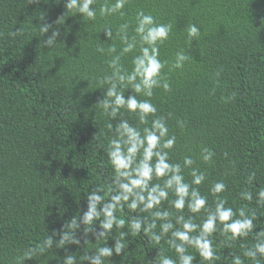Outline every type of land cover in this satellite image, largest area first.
I'll list each match as a JSON object with an SVG mask.
<instances>
[{
	"label": "trees",
	"instance_id": "16d2710c",
	"mask_svg": "<svg viewBox=\"0 0 264 264\" xmlns=\"http://www.w3.org/2000/svg\"><path fill=\"white\" fill-rule=\"evenodd\" d=\"M114 3L96 0V18L89 20L75 10L67 12L65 0H0V264H62L66 255H76L77 264H82L84 256L100 246H113L121 231L126 237L124 253L104 258V264H159V250L177 259L167 243L170 233L157 243L151 233L131 232L134 213L127 207L116 213L125 227H114L106 244L97 239L99 221L91 231L84 225L67 229L87 210V193L96 188L107 193L114 176L107 157L114 133L107 125L121 119L138 124V117L124 109L113 120L96 102L108 87L101 81L112 74L113 57L120 55L123 68L132 70L139 37L137 48L121 55L120 27L127 24V35L135 36L141 11L157 24L172 26L168 39L158 45L159 59L167 61L162 75L170 90L154 88L151 98L137 94V99L151 100L157 107L155 116L163 117L169 135L176 137L170 161L183 165L185 156L192 157V167L206 175L198 187L208 206L215 207L212 184L222 181L226 189L219 195L227 200L226 207L247 208L257 216L254 231L264 228V206L256 203V193L264 189V0H127L120 12L100 15L102 5ZM43 23L52 25L45 36L38 30ZM190 24L200 29L191 42ZM105 28L112 30L111 40ZM53 29L60 35L48 48L43 40ZM12 31L14 37L9 35ZM110 47L115 52H109ZM181 51L189 59L182 68H173ZM120 90L126 98L133 94L131 89ZM154 118L139 127L150 126ZM203 148L215 153L210 162L202 160ZM183 174L191 182L190 169ZM157 182L162 180H153ZM244 191L253 194L252 201L241 198ZM174 198L169 193V201ZM165 209L174 214L173 223L175 215H193L187 207L177 212L168 201L161 205ZM135 214L151 218L139 209ZM204 218L201 211L194 222ZM160 223L154 231H160ZM61 230L71 231L80 243L61 245ZM48 235H53V247L24 261V252ZM211 239L219 259L203 261L188 247V253L197 256L193 264H231L233 255L254 264L243 255L255 243L254 233L230 246L219 230Z\"/></svg>",
	"mask_w": 264,
	"mask_h": 264
},
{
	"label": "clouds",
	"instance_id": "9594fccd",
	"mask_svg": "<svg viewBox=\"0 0 264 264\" xmlns=\"http://www.w3.org/2000/svg\"><path fill=\"white\" fill-rule=\"evenodd\" d=\"M95 3L96 0H65L64 6L67 12L75 10V13L80 14L83 19L94 20L96 18V9L93 7ZM126 3L127 0H115L111 6L102 5L100 15L120 12ZM121 15H123L122 12ZM62 18H59L56 23L59 24ZM51 27L52 25L48 23L41 24L38 29L41 36H45ZM171 27L170 24H157L152 15L142 11L137 13L135 36L129 38L128 25H121L120 39L124 44L121 55L131 53L137 48V36L139 37V54L133 57V67L130 72L120 64V55L113 57L109 62L113 72L101 81L108 87L103 93V98L98 100L96 105L113 120L121 109L133 113L138 117V124L133 126L128 120L121 119L115 124L107 125V128L114 133L107 146V157L114 176L109 183L107 193L102 194L101 188L87 193V210H82V215L78 219L74 217L67 225V229L75 230L84 225L87 231H91L95 223L99 221L101 230L97 234V239L104 240L106 244L114 227L118 229L125 227V220L118 218L116 213L127 207L134 213L128 225L133 234L151 233V239L157 243L169 233L171 234L167 243L175 250L177 259L174 260L159 250V264H193L197 256L189 254L188 247L194 248L203 261L218 260L219 257L216 255L211 239L217 230L224 236L229 246L230 242L254 233L255 243L246 248L243 255L250 258L254 264H260L261 259L264 258V228H261L259 232L254 231L257 228L254 223L257 220L256 214L247 208L234 211L232 207H226L227 200L219 195L226 189L222 181L212 184L210 193L215 198V207L208 206L207 196L202 195L198 187L204 183L205 173L192 167L195 161L190 156L183 158V165L170 161L169 151L176 144L175 135H169L168 125L163 117L155 116L157 107L150 99H137V94L151 98L154 88L163 87L165 91L170 90L169 83L162 75V69L167 61L159 59L158 45L168 39ZM187 32L191 42L199 35L200 29L195 24H190ZM9 35L14 37L16 32L12 31ZM59 35V31L53 29L51 35L43 40V45L48 48L54 47ZM104 35L106 39L111 40L112 30L105 28ZM99 51L102 52L104 49L100 48ZM108 51L115 52V48L110 47ZM188 59L189 55L184 51L178 52L172 67L182 68ZM122 88L131 89L133 94L126 98L124 92L120 90ZM150 116L155 117L151 120L150 126L141 129L139 125H149ZM180 123L183 126L182 122ZM214 154L212 150L203 148L201 158L207 163L212 160ZM185 168L190 169L191 182L185 180L183 174ZM254 177L253 173L249 179L252 180ZM154 179L162 180V183H153ZM169 193L175 197L170 201ZM105 195L109 196L108 200H105ZM240 195L243 200H253V194L249 191L241 192ZM165 201H168L177 212L183 213L187 207L193 215L188 217L183 214L175 215V223H173L174 214L166 209L161 210V205ZM256 203L264 206V189L256 193ZM137 209L140 212H148L151 218L135 214ZM201 211L205 213V218L198 224L194 220ZM157 221L161 222L159 232L154 231L157 228ZM60 237L59 243L63 246L66 243L77 245L80 243L69 230H61ZM125 238L124 232L121 231L120 238L114 239L113 246H100L95 252L84 256L82 264L84 261H87V264H104V258L110 260L114 253L121 255L126 249ZM53 244V235H48L38 247L25 251L23 260L33 258L38 252H45L52 248ZM62 264H77V256H64ZM231 264H244V261L240 255H233Z\"/></svg>",
	"mask_w": 264,
	"mask_h": 264
},
{
	"label": "bare ground",
	"instance_id": "6f19581e",
	"mask_svg": "<svg viewBox=\"0 0 264 264\" xmlns=\"http://www.w3.org/2000/svg\"><path fill=\"white\" fill-rule=\"evenodd\" d=\"M217 103V102H216ZM219 109V108H218ZM220 113V112H219ZM217 117V116H216ZM211 118H213V117H211ZM222 118V117H221Z\"/></svg>",
	"mask_w": 264,
	"mask_h": 264
}]
</instances>
